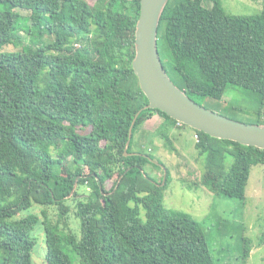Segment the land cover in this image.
<instances>
[{
  "label": "trees",
  "instance_id": "16d2710c",
  "mask_svg": "<svg viewBox=\"0 0 264 264\" xmlns=\"http://www.w3.org/2000/svg\"><path fill=\"white\" fill-rule=\"evenodd\" d=\"M253 1L263 3L256 16L230 14L223 0H170L158 48L171 80L200 105L231 87L259 94L250 124L264 125V0ZM140 10L141 0H0V264H33L39 224L46 264H225L200 221L165 206L171 170L161 162L157 180L146 171L155 158L133 152L155 116L165 142L186 126L144 109L132 67ZM194 131L205 157L201 186L245 200L264 150ZM34 206L41 214H24Z\"/></svg>",
  "mask_w": 264,
  "mask_h": 264
},
{
  "label": "rangeland",
  "instance_id": "374dc122",
  "mask_svg": "<svg viewBox=\"0 0 264 264\" xmlns=\"http://www.w3.org/2000/svg\"><path fill=\"white\" fill-rule=\"evenodd\" d=\"M87 1L94 5L97 0ZM223 5L233 15L256 16L263 10L261 1L223 0ZM18 12L24 17L31 14L26 10ZM46 40L50 41L51 38L47 37ZM7 50L19 51L20 48L11 45ZM198 100L210 110L250 123L256 120L255 112L261 96L250 90L231 87L221 101L211 98ZM162 124L155 122L154 118L146 122L136 134L132 149L135 153H147L155 158L146 167L153 178L161 180V162L171 170L172 182L165 194V206L186 212L203 224L211 251L217 260L225 264H242V255L249 248L246 264H264V165L252 167L245 200L215 194L201 186L205 157L200 156L195 147V131L187 126L173 128L167 131L171 141L165 142L160 134ZM226 161L228 166L234 162L231 156ZM111 185L109 182L107 188L110 189ZM78 191L82 196L88 194L87 188L83 186ZM43 209L34 206L24 214H41ZM50 213L56 220L55 211L50 210ZM73 216L71 214L70 227L80 237V220ZM33 237L36 240L33 264H46L47 246L42 224L36 227Z\"/></svg>",
  "mask_w": 264,
  "mask_h": 264
},
{
  "label": "water",
  "instance_id": "95a60500",
  "mask_svg": "<svg viewBox=\"0 0 264 264\" xmlns=\"http://www.w3.org/2000/svg\"><path fill=\"white\" fill-rule=\"evenodd\" d=\"M170 0H141L135 32V58L132 62L142 92L149 100L144 108L160 110L178 123L204 132L213 138L230 140L264 150V125L241 122L210 110L191 99L167 74L159 54L158 33ZM136 116L130 129L128 153ZM163 167V166H162ZM165 178L167 171L165 168Z\"/></svg>",
  "mask_w": 264,
  "mask_h": 264
},
{
  "label": "crops",
  "instance_id": "0c3cea01",
  "mask_svg": "<svg viewBox=\"0 0 264 264\" xmlns=\"http://www.w3.org/2000/svg\"><path fill=\"white\" fill-rule=\"evenodd\" d=\"M154 120H155V122H160V124H162V118H160V117H158V116H155L154 117ZM158 120H160V121H158Z\"/></svg>",
  "mask_w": 264,
  "mask_h": 264
},
{
  "label": "built area",
  "instance_id": "2783aa9c",
  "mask_svg": "<svg viewBox=\"0 0 264 264\" xmlns=\"http://www.w3.org/2000/svg\"><path fill=\"white\" fill-rule=\"evenodd\" d=\"M178 125H181V123H178ZM195 137H196V139H197V141H198V140H199L198 135H196Z\"/></svg>",
  "mask_w": 264,
  "mask_h": 264
}]
</instances>
